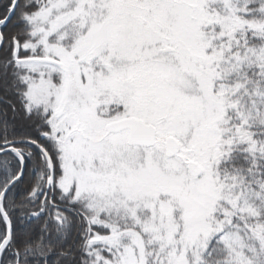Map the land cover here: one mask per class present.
<instances>
[{"label":"snow or ice","instance_id":"obj_1","mask_svg":"<svg viewBox=\"0 0 264 264\" xmlns=\"http://www.w3.org/2000/svg\"><path fill=\"white\" fill-rule=\"evenodd\" d=\"M0 264H264V0H0Z\"/></svg>","mask_w":264,"mask_h":264}]
</instances>
